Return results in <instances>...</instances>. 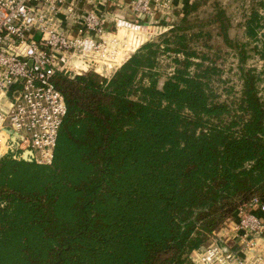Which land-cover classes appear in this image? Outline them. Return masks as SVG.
I'll return each mask as SVG.
<instances>
[{"label": "trees", "instance_id": "obj_1", "mask_svg": "<svg viewBox=\"0 0 264 264\" xmlns=\"http://www.w3.org/2000/svg\"><path fill=\"white\" fill-rule=\"evenodd\" d=\"M262 18L248 17V35ZM188 29L146 42L110 78L55 76L67 114L52 164L0 160V264H193L242 204L264 202L260 77L241 65L237 107L216 100L189 70L203 63ZM168 51L183 59L159 87Z\"/></svg>", "mask_w": 264, "mask_h": 264}, {"label": "built area", "instance_id": "obj_2", "mask_svg": "<svg viewBox=\"0 0 264 264\" xmlns=\"http://www.w3.org/2000/svg\"><path fill=\"white\" fill-rule=\"evenodd\" d=\"M126 4L141 20L120 11ZM172 5V0H0V160L52 164L67 114L55 76L93 71L110 78L157 32L154 19ZM190 258L193 264H264V202L253 197L242 204Z\"/></svg>", "mask_w": 264, "mask_h": 264}, {"label": "rangeland", "instance_id": "obj_3", "mask_svg": "<svg viewBox=\"0 0 264 264\" xmlns=\"http://www.w3.org/2000/svg\"><path fill=\"white\" fill-rule=\"evenodd\" d=\"M192 1L195 0H172L174 6L165 9L163 16L159 15L153 21L159 28L157 32L152 36L147 35L148 40L143 43L162 42L172 35L174 25L189 28V44L196 52L191 59L195 63H203V66L198 67L192 65L189 70L203 76L216 100L229 103L232 109L237 107L236 100L243 87L241 65L255 70V74L260 77L258 85L264 97V57L261 54L264 46V18L261 19L262 26L257 29L258 38L248 35L246 27V21L254 11L264 17V0H200L198 7L188 15L187 21H183V14ZM225 32L231 42L226 40ZM121 33L123 35L125 31ZM241 48L246 51L244 63ZM176 57L183 59L182 55L172 51L161 53L156 68L159 87L180 66ZM207 66L212 69L206 71Z\"/></svg>", "mask_w": 264, "mask_h": 264}, {"label": "crops", "instance_id": "obj_4", "mask_svg": "<svg viewBox=\"0 0 264 264\" xmlns=\"http://www.w3.org/2000/svg\"><path fill=\"white\" fill-rule=\"evenodd\" d=\"M176 8V6H175ZM174 9H172L173 11ZM120 11L128 18L135 19V20H141L140 16L136 15V13H133V11L130 9V7L126 4L123 8H120ZM163 16L162 12H160V17Z\"/></svg>", "mask_w": 264, "mask_h": 264}]
</instances>
